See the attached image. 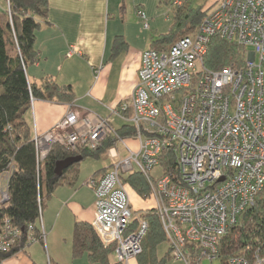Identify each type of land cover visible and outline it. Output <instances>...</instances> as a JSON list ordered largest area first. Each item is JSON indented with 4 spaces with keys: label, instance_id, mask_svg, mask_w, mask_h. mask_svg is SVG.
Returning a JSON list of instances; mask_svg holds the SVG:
<instances>
[{
    "label": "built area",
    "instance_id": "2783aa9c",
    "mask_svg": "<svg viewBox=\"0 0 264 264\" xmlns=\"http://www.w3.org/2000/svg\"><path fill=\"white\" fill-rule=\"evenodd\" d=\"M189 1L169 4L178 9ZM137 16L147 29L145 14L138 10ZM214 38L245 48L243 66L206 69L203 61ZM76 52L71 47L68 55ZM111 114L135 135L120 138L110 118L70 110L50 130L34 135L37 162L55 144L72 152L95 151L111 138L108 170L84 185L95 196L91 225L105 246H115L116 262L128 264L142 253L148 229L141 221L132 230L133 213L121 180L138 171L151 189L170 259L212 264L220 240L239 217L259 199L264 202V0H217L193 33L168 50L144 51L129 102L118 104ZM118 144L126 151L123 158ZM165 153L173 155L175 167L151 178ZM8 177L9 172L0 175V204L8 200ZM18 234L4 220L0 252H8ZM230 264H264V256L256 250Z\"/></svg>",
    "mask_w": 264,
    "mask_h": 264
},
{
    "label": "trees",
    "instance_id": "16d2710c",
    "mask_svg": "<svg viewBox=\"0 0 264 264\" xmlns=\"http://www.w3.org/2000/svg\"><path fill=\"white\" fill-rule=\"evenodd\" d=\"M163 3L168 4L169 0ZM213 4L208 8H193L188 2L175 9L170 31L155 40L152 49L168 50L175 41L193 33ZM47 13L48 0H7V9H0V175L9 172L6 180L8 200L0 204V233L4 220H8L11 228L19 231L17 241L8 252H0V262L33 243H43L40 226L43 199L48 198L58 186L73 185L79 175V164H74L57 176L55 164L73 156L98 161L114 147L111 138L95 151L78 148L72 152L55 144L45 160L37 162L32 128L27 121L32 99L61 104L74 102L70 86H59L49 77L43 78L40 85L30 84L26 77V67L36 63L39 58L34 48L35 33L40 28V20L45 19ZM124 49V40L116 38L113 54L117 55ZM245 55V48L214 38L203 62L205 68L212 71L228 66L241 67ZM116 133L123 139L135 135L134 129L128 125ZM173 167V155L162 154L158 168L160 174ZM107 170L108 167L99 170L90 178H100ZM121 180L141 199L150 198L151 189L140 172L124 174ZM139 213L132 218V230L141 221L147 223L148 229L142 241V253L136 257L138 264H166V260L170 259L169 249L163 258H158L156 252L161 243L167 244L156 210L152 208ZM114 250V245L105 246L101 242L91 224H74L71 245L73 259L85 254L90 263L111 264ZM256 250L264 256V202L261 199L246 210L237 224L220 240L217 258L221 264H230L232 258L250 257ZM115 264L120 263L115 260Z\"/></svg>",
    "mask_w": 264,
    "mask_h": 264
},
{
    "label": "crops",
    "instance_id": "0c3cea01",
    "mask_svg": "<svg viewBox=\"0 0 264 264\" xmlns=\"http://www.w3.org/2000/svg\"><path fill=\"white\" fill-rule=\"evenodd\" d=\"M163 2L48 0L47 17L40 20V28L35 33L34 48L39 58L26 67V77L30 84L40 85L43 78L49 77L59 86H70L74 102L61 104L32 99L27 121L33 137L50 130L70 110L81 116L110 118L116 131L127 126L111 110L122 102H129L138 82L142 53L152 48L158 36L166 35L171 29L166 30L163 22L169 20V13L175 9L169 3L162 5ZM0 9H7V0H0ZM138 10L145 14L147 29L137 16ZM118 37L124 40L126 49L114 55V40ZM71 47L77 52L68 55ZM128 143L135 146L132 141ZM127 188L129 199L135 204L134 210L130 206L132 212L145 211L144 201ZM87 190L79 187L77 181L73 185L58 186L42 201L43 243H33L0 264H95L85 254L76 259L71 255L74 224H91L95 214V196L90 192L88 200ZM111 258V264H115L114 257ZM128 264H138L137 259Z\"/></svg>",
    "mask_w": 264,
    "mask_h": 264
},
{
    "label": "rangeland",
    "instance_id": "374dc122",
    "mask_svg": "<svg viewBox=\"0 0 264 264\" xmlns=\"http://www.w3.org/2000/svg\"><path fill=\"white\" fill-rule=\"evenodd\" d=\"M215 0H190L189 2H191V5L193 8H197L199 6H202L203 8H208L211 4H213ZM162 5H165L164 3ZM174 13V12H173ZM173 13H169V20L168 21H165L163 22V27L164 28H167L166 30H168L172 24H173ZM165 30V31H166ZM161 36V35H160ZM158 36V37H160ZM120 124V123H119ZM118 125V123L116 124ZM116 150L120 153V156L123 158L126 156V151L125 149L123 148V146L121 144H118L116 145ZM109 164H111V160L108 158L107 154H105L100 160L98 161H95V160H92V159H86L84 161H82L80 163V173H79V176H78V179H77V185H79V187H82V188H87V199L90 200V192L93 194L92 190L89 189L88 187H86L84 185V182L86 181V179L89 177V175H91L92 173H94L95 171L97 170H100L102 168H105V167H108ZM160 171L159 169L155 168L152 172H151V176L155 179H157L160 175ZM127 193L129 194L128 197H130V193H129V189L127 188ZM143 200V199H142ZM144 202V206H146L145 210H149L151 208H153L155 205H154V202L152 200V198H147L146 200H143ZM129 204L130 206L132 207V209L134 210L135 209V204L132 202V199H129ZM130 207V209H131ZM138 213H133V217H137L138 214H140V210L137 211ZM167 244L165 242L161 243L157 249H156V252H157V256L159 258H163L165 256V254L167 253ZM45 256H46V253H45ZM111 261L113 262V258H111ZM166 264H177L176 262H173L171 259H168L166 260ZM202 264H211L209 260H203L202 261ZM212 264H221L220 262V259L219 258H216L212 261Z\"/></svg>",
    "mask_w": 264,
    "mask_h": 264
},
{
    "label": "water",
    "instance_id": "95a60500",
    "mask_svg": "<svg viewBox=\"0 0 264 264\" xmlns=\"http://www.w3.org/2000/svg\"><path fill=\"white\" fill-rule=\"evenodd\" d=\"M81 161H82L81 156H73L65 160L59 161L55 164L54 172L57 176H61L64 170L68 169L74 164L80 163Z\"/></svg>",
    "mask_w": 264,
    "mask_h": 264
}]
</instances>
